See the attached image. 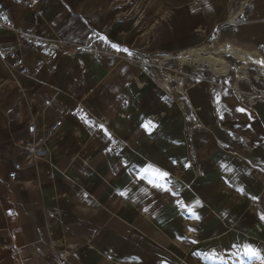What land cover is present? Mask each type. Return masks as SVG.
Instances as JSON below:
<instances>
[{"label":"crops","instance_id":"1","mask_svg":"<svg viewBox=\"0 0 264 264\" xmlns=\"http://www.w3.org/2000/svg\"><path fill=\"white\" fill-rule=\"evenodd\" d=\"M0 3V264H264V92L205 72L171 103L145 65L264 69V0Z\"/></svg>","mask_w":264,"mask_h":264},{"label":"rangeland","instance_id":"2","mask_svg":"<svg viewBox=\"0 0 264 264\" xmlns=\"http://www.w3.org/2000/svg\"><path fill=\"white\" fill-rule=\"evenodd\" d=\"M222 45L218 43L202 44L192 50H188L182 55H179V57L184 56L186 58L185 61L177 59L178 55L175 58L151 56L145 61V65H147L153 77L163 88L165 85L169 87L177 86L178 81H182L183 88H186V79H189L188 82L191 83L192 81H196L200 74H204L205 72H231L235 77L240 78V83L244 87V90H248L249 88V91L252 93L264 92V69L252 63L239 66L242 63L241 61L228 54L218 52ZM246 53L252 54L249 52ZM210 54H215L214 56L221 57L220 59L223 58V63L212 64L208 58L203 57L206 55L208 57ZM178 90H181L180 86ZM179 95V92L174 94L175 98H179H176L177 100L182 101Z\"/></svg>","mask_w":264,"mask_h":264},{"label":"built area","instance_id":"3","mask_svg":"<svg viewBox=\"0 0 264 264\" xmlns=\"http://www.w3.org/2000/svg\"><path fill=\"white\" fill-rule=\"evenodd\" d=\"M0 25L7 26V27H12V25L8 21L7 10L3 6L2 3H0ZM19 71H20V73H26V69L25 68H20ZM165 81H167V80H165ZM179 86L181 87V90H178L179 89ZM164 90L169 94L168 100L171 103L177 101V99L174 96L175 93H178V92L180 93L179 96L181 97V100L182 101H184L186 99V97H187V93H186L187 92V89L186 88H183L182 81H178V85L177 86L169 87V86L165 85ZM182 101H180V103H182ZM57 127H58V124L57 123H54V124L50 125L49 128H48V130L45 133V137H44L43 140H47L49 137H51V135L54 133V131L57 129ZM27 131H28V134H29L30 137H34L35 125H34L33 122H31L28 125ZM29 149H30V151L33 154L35 152H37V150L39 149V148H36L34 146V140H32V142H30ZM8 176H9V178H13L14 177V172H10Z\"/></svg>","mask_w":264,"mask_h":264},{"label":"bare ground","instance_id":"4","mask_svg":"<svg viewBox=\"0 0 264 264\" xmlns=\"http://www.w3.org/2000/svg\"><path fill=\"white\" fill-rule=\"evenodd\" d=\"M225 48V47H224ZM223 48V49H224ZM231 52V51H230ZM237 54V53H236ZM237 56V55H236ZM239 57V56H238ZM208 60L210 61V62H212V63H223V60L222 59H220L219 57H216V56H214V55H208ZM246 61H249V60H247L246 59Z\"/></svg>","mask_w":264,"mask_h":264},{"label":"snow or ice","instance_id":"5","mask_svg":"<svg viewBox=\"0 0 264 264\" xmlns=\"http://www.w3.org/2000/svg\"><path fill=\"white\" fill-rule=\"evenodd\" d=\"M114 47H115V45H114ZM162 175H166V174H162ZM197 203H199V202H197ZM246 252L249 255H257V253L254 250H252L251 248L246 249Z\"/></svg>","mask_w":264,"mask_h":264}]
</instances>
